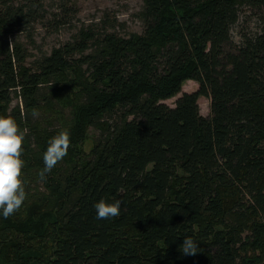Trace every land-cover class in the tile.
Here are the masks:
<instances>
[{
	"label": "trees",
	"instance_id": "trees-1",
	"mask_svg": "<svg viewBox=\"0 0 264 264\" xmlns=\"http://www.w3.org/2000/svg\"><path fill=\"white\" fill-rule=\"evenodd\" d=\"M43 7L0 0V115L25 133L29 196L26 219L0 224V264H264V0H143L140 32L89 25L34 54L40 19L58 28L75 15L43 19ZM243 7L262 25L235 42ZM187 79L198 89L183 91ZM61 102L71 117L50 126ZM61 130L67 153L41 175ZM102 197L120 214L98 219ZM185 235L195 254L181 251Z\"/></svg>",
	"mask_w": 264,
	"mask_h": 264
},
{
	"label": "rangeland",
	"instance_id": "rangeland-1",
	"mask_svg": "<svg viewBox=\"0 0 264 264\" xmlns=\"http://www.w3.org/2000/svg\"><path fill=\"white\" fill-rule=\"evenodd\" d=\"M42 3L44 6L43 12L45 13L43 19L48 18L49 20H53L55 15L60 14L59 16H61L65 13V10H62L64 6L66 8L71 7V11H75V15L70 23L58 28H44L42 27V19H40L37 23L38 31L35 37L37 46L30 45V50L34 54L37 53L38 48L49 51L54 46L71 40L79 29L82 27H89V25H92L95 32L98 34L107 30H117L120 34L127 35L131 32H140L143 29V21L139 15L143 6V0H42ZM262 15L263 14L258 10L243 7L240 11L237 23L232 28L234 41H239L244 32L251 33L259 29L262 25ZM71 77L76 78V75H71ZM198 87V82L193 79H187L183 83L182 90L192 92L197 90ZM177 97L178 96L169 98L166 102L170 105H174ZM198 101L202 114L209 116L210 98L200 95ZM61 104H63V102H61ZM64 109V113H60L56 110H51L50 112V109L45 111L47 114H50V117L47 118L49 119L50 126H52V117L58 118L60 123L54 120V125L57 127L59 124H63L65 120L68 121L70 119L71 106L65 105ZM97 133L96 128H89L88 136L83 143V150L86 153L91 152ZM21 158L22 160L24 159L23 155H21ZM24 163L26 164L25 161ZM21 179L23 184L22 175ZM31 183H34V181H31ZM39 186L43 189L42 182H39ZM26 197L29 196L26 194ZM17 212L20 213V218L24 217L25 219L29 214L27 207L22 204L21 207L10 216H0V224L11 223L10 219L14 220V214ZM33 222L32 219L28 220L29 225ZM39 223L46 225L44 220H40ZM45 233L47 234V231Z\"/></svg>",
	"mask_w": 264,
	"mask_h": 264
},
{
	"label": "clouds",
	"instance_id": "clouds-1",
	"mask_svg": "<svg viewBox=\"0 0 264 264\" xmlns=\"http://www.w3.org/2000/svg\"><path fill=\"white\" fill-rule=\"evenodd\" d=\"M25 133L19 130L14 118L0 115V216L8 217L18 210L25 200L26 193L22 186L21 169L24 161L21 158V145ZM70 138L67 130L49 138L43 153L44 169L50 171L62 159L69 147ZM122 201H110L100 198L94 203L98 219H107L120 214ZM198 240L192 235H185L180 249L185 254L198 251Z\"/></svg>",
	"mask_w": 264,
	"mask_h": 264
}]
</instances>
